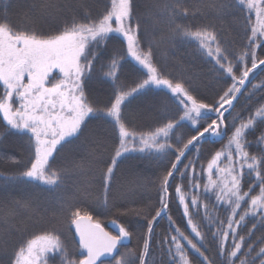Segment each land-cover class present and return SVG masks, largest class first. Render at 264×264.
Returning a JSON list of instances; mask_svg holds the SVG:
<instances>
[{
    "label": "snow or ice",
    "instance_id": "6c2138e0",
    "mask_svg": "<svg viewBox=\"0 0 264 264\" xmlns=\"http://www.w3.org/2000/svg\"><path fill=\"white\" fill-rule=\"evenodd\" d=\"M34 7L20 24L0 18V140L16 137L31 151L18 175L0 179L37 189L43 185L42 190L60 195L47 204L18 202L5 215L15 217L16 209L24 208L39 221L49 212H67L78 251L55 226L14 242L31 225L8 219L0 229V264H264V0H39ZM198 18L239 25V47L215 23H194ZM148 25L159 39L142 45ZM162 44L187 45L206 58L225 84L214 103L194 94L191 78L172 77L154 61V48ZM131 61L138 66L132 68L134 78L124 75ZM98 78L110 87L106 101L90 90ZM156 89L166 90L176 114L168 115L167 102L149 100L145 111L157 112V126L138 132L129 106ZM242 101H255L254 110L237 113ZM93 119L107 124L114 136L101 178L105 211L121 158L138 152L167 162L158 177V208L144 216L138 249L128 247V228L113 221L115 234L105 230L63 194L69 187L87 190V182L80 181L103 144L97 142L79 159L75 153ZM257 128V154H251L249 137ZM213 137L227 138V144L205 167L200 150ZM64 154L66 163L54 168ZM170 197L182 211L185 230L169 215ZM162 215L168 225L155 244Z\"/></svg>",
    "mask_w": 264,
    "mask_h": 264
},
{
    "label": "trees",
    "instance_id": "16d2710c",
    "mask_svg": "<svg viewBox=\"0 0 264 264\" xmlns=\"http://www.w3.org/2000/svg\"><path fill=\"white\" fill-rule=\"evenodd\" d=\"M39 0H0V18L7 16L13 23L20 24L36 11L34 5ZM106 2V0H104ZM193 22V21H190ZM194 23H215L218 29L225 31L226 38L235 42L236 47H239L242 42L243 33L239 25L234 24L231 20L218 22L211 19H197ZM153 38L159 39L155 35V31L151 25L147 26V35L141 41L142 45L147 44ZM153 59L162 65L172 77L177 79L191 78L195 87V95L204 103H214L217 99V93L225 87L222 79L214 75L211 71V66L206 63V58L200 57L194 48L182 44L161 45L158 49L154 48ZM138 67L135 61L124 68V75L132 77V68ZM259 69H257V73ZM255 76L256 73H253ZM252 79V77H250ZM259 83V80L253 81ZM93 95L100 101H106L110 95V87L107 83L99 78L94 80L89 86ZM89 89H86V93ZM166 90L156 89L149 97H141L133 100L129 106V118L132 121V126L138 132H149L157 126L156 115L153 111L151 114L146 113L145 105L149 100H155L157 104L167 102L168 115H175L177 108L168 95H163ZM159 93V95H158ZM170 95V94H169ZM259 99V98H258ZM256 102L246 103L241 102V106L237 107L236 112L241 115L248 114L249 110H254ZM228 120L231 117L226 113ZM206 123V122H205ZM191 125L182 132H187ZM261 129L257 128L256 134L249 137L251 154H257L255 141L259 138ZM113 133L111 128L103 122L93 119L88 126V130L84 138L79 142V149L75 153L76 158L87 156L97 142H102L103 147L99 149L100 154L95 158L92 168L86 173L85 177L80 181L84 184L87 182V190L77 191L75 187H69L63 194L70 198L71 202L79 205L85 212H90L94 221L103 224L109 229L112 228L113 221L119 225H123L132 232V237L128 241V247L138 249L142 245L144 237V224L146 220L144 216L148 213H153L158 208L159 192H158V177L163 172V165L166 161H157L147 159L143 154L132 152L127 154L126 158H121L117 162V169L114 171V181L109 186L107 193L108 209L104 210L105 193L102 187V175L106 165L110 161L113 154ZM227 138L223 141L205 143L200 150V164L206 167L211 156L223 148ZM65 155H62L54 168L66 163ZM31 158V151L26 141H22L16 137H11L8 140H0V175L11 177L19 174L20 167L26 165ZM69 159L71 156L68 157ZM14 159L20 160V165L13 162ZM199 170V169H198ZM206 182V178L202 181ZM46 186L41 185L39 189L27 185L15 183H5L0 179V229L6 228V220L11 219L14 222L24 221L31 225L30 229L23 233H18L14 237V242L19 239L28 237L30 233H39L44 228L55 226L56 230L61 233L62 239L66 244H69L73 251H78L73 239V227L68 221V213H60L58 216H53L51 212L39 221L30 219L31 212L28 209H16L15 217H6L9 209H14L18 202L25 200L40 201L47 204L49 200H55L60 195L57 192L44 191ZM246 190V189H245ZM171 191V189H170ZM174 196V193H173ZM169 215L177 222V225L184 229L186 221H182V211L178 208L177 202L170 197ZM139 213V214H138ZM197 222L201 223L199 218ZM159 227L154 228L153 240L155 244H159L161 238L165 235V230L168 225V219L163 216L158 221ZM71 227V231H70ZM259 233L253 238L259 240ZM211 247V245H210ZM157 252V258H159Z\"/></svg>",
    "mask_w": 264,
    "mask_h": 264
},
{
    "label": "water",
    "instance_id": "95a60500",
    "mask_svg": "<svg viewBox=\"0 0 264 264\" xmlns=\"http://www.w3.org/2000/svg\"><path fill=\"white\" fill-rule=\"evenodd\" d=\"M249 79H250V78H249ZM211 140H212L213 142H219V141H220L219 138L216 139V138H214V137L211 138ZM94 222H95V221H94ZM101 226L104 227L105 230L110 231V232H112L113 234H115V231H116L115 228L112 227L111 229H109V228H107L106 226H104V225H102V224H101ZM72 227H73V230H74V226H72ZM76 239H78V237H76Z\"/></svg>",
    "mask_w": 264,
    "mask_h": 264
},
{
    "label": "rangeland",
    "instance_id": "374dc122",
    "mask_svg": "<svg viewBox=\"0 0 264 264\" xmlns=\"http://www.w3.org/2000/svg\"><path fill=\"white\" fill-rule=\"evenodd\" d=\"M206 122V121H205ZM227 144V141L225 142V144L224 145H226ZM224 147V146H223ZM96 222V221H95ZM103 225V224H102ZM108 228V227H107Z\"/></svg>",
    "mask_w": 264,
    "mask_h": 264
}]
</instances>
